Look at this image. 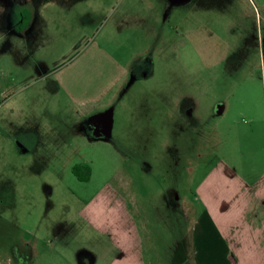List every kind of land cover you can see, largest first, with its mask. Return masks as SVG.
Masks as SVG:
<instances>
[{"label":"rangeland","instance_id":"obj_1","mask_svg":"<svg viewBox=\"0 0 264 264\" xmlns=\"http://www.w3.org/2000/svg\"><path fill=\"white\" fill-rule=\"evenodd\" d=\"M134 13L142 18L131 19ZM89 44L107 49L128 75L102 106L83 112L62 96L52 74ZM195 76L218 82L216 95L227 81L229 105L251 112V157L245 113L204 116L202 131H196L190 106L197 94ZM179 95L190 98L186 107L192 116L163 115V99ZM105 112L109 126L103 133L96 116ZM0 126L6 132L0 134V154L10 158L8 172L25 171L41 190H51L62 219L66 204L71 210L79 206L69 195L77 189L68 176L81 162L72 165L73 155L49 161L72 136L65 130H81L92 143L83 150L86 156L82 153L85 162L93 161L90 173L112 185L124 178L126 195L131 188L144 195L149 225L162 226L160 234L167 235L157 251H172L169 243L184 221L179 208L166 209V201L174 193L189 204L199 178L196 163L228 153L218 150L212 128H226L220 138L230 154L242 149L243 162L257 159L264 168V0H191L185 6L165 0H0ZM164 189L171 194L163 197ZM174 221L176 232L167 229ZM191 221L188 213V226Z\"/></svg>","mask_w":264,"mask_h":264},{"label":"crops","instance_id":"obj_2","mask_svg":"<svg viewBox=\"0 0 264 264\" xmlns=\"http://www.w3.org/2000/svg\"><path fill=\"white\" fill-rule=\"evenodd\" d=\"M141 18L139 13H134L131 19ZM79 53L54 71L52 79L62 96L84 112L102 106L105 96L114 91L128 71L118 58L109 56L107 49L97 44H89ZM224 83V88L220 89L222 94L216 95L218 82L203 81L195 76L197 94L190 106L194 108L196 131H202L204 116L214 115L221 119L245 113L249 121L243 128L247 130L245 137L251 147L248 151L251 157L252 147L255 149L251 112L229 105L227 98L231 91L227 81ZM163 102L160 111L167 116L188 108L186 95L166 97ZM211 130L218 136V150L221 148L228 153L196 163L199 178L189 204L174 193L173 197L168 195L171 198L166 201V209L179 208L184 222L175 240L169 243L172 251L168 247L161 253L157 251V243L163 242L167 235L160 234L162 226L149 225L144 215L142 198L145 196L133 188L129 195L123 191L126 179L118 178L119 181L112 185L106 177L96 179L92 173L87 181H80L69 173L77 189V193L69 192V195L79 206L71 210L66 204L62 219L50 199L52 191L41 190L42 184L37 185L31 176L26 178L25 171L10 174V158L1 153L0 264H163L165 259L167 264H264V168L259 166L257 159L243 162L242 149L230 154L222 140L227 132L225 127ZM64 132L72 136L65 138L68 143L50 158L49 163H60L66 157L67 161L73 155L77 158L71 160L72 165L81 162L92 168L93 161L89 157L86 162L82 159L83 150L92 143L85 141L82 131L74 126ZM5 133L0 126V134ZM25 160L19 158V164ZM201 164L208 167L202 170ZM91 182L97 184L87 190ZM166 193L170 192L164 189L161 194L164 197ZM188 213L192 220L189 226ZM167 229L176 232L178 222L169 223Z\"/></svg>","mask_w":264,"mask_h":264},{"label":"flooded vegetation","instance_id":"obj_3","mask_svg":"<svg viewBox=\"0 0 264 264\" xmlns=\"http://www.w3.org/2000/svg\"><path fill=\"white\" fill-rule=\"evenodd\" d=\"M189 1H191V0H165V5L166 4H168V5H174V4H179V5H186L187 3H189ZM200 42L199 40H196V42ZM198 44V43H197ZM198 47L199 46H201L200 44H198L197 45ZM184 98H186V97H183V99ZM187 99L188 100H190V98H188V96H187ZM185 105V104H184ZM183 107L181 106V109H182ZM180 114H183V116H185V117H189V116H192V115H190L189 114V111L187 110V108L186 109H184L183 111H181L180 112ZM179 114V115H180ZM96 119H97V122H100L101 124H99V123H97L100 127H102L101 129H102V131H103V133L104 132H106V127L108 128V126H109V114H108V112H106V114H102V115H98V116H96ZM195 126H196V120H195ZM194 126V127H195ZM71 172V171H70ZM72 173V172H71Z\"/></svg>","mask_w":264,"mask_h":264},{"label":"trees","instance_id":"obj_4","mask_svg":"<svg viewBox=\"0 0 264 264\" xmlns=\"http://www.w3.org/2000/svg\"><path fill=\"white\" fill-rule=\"evenodd\" d=\"M72 174L80 181H87L90 175V167L85 163L76 164L71 169Z\"/></svg>","mask_w":264,"mask_h":264}]
</instances>
